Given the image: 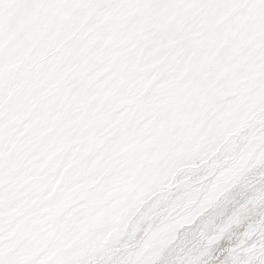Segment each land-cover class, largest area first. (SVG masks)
<instances>
[{"label":"snow or ice","instance_id":"snow-or-ice-1","mask_svg":"<svg viewBox=\"0 0 264 264\" xmlns=\"http://www.w3.org/2000/svg\"><path fill=\"white\" fill-rule=\"evenodd\" d=\"M0 264H264V0H0Z\"/></svg>","mask_w":264,"mask_h":264}]
</instances>
